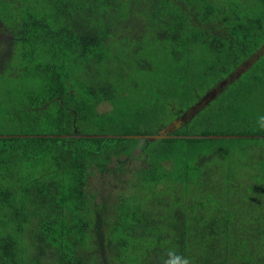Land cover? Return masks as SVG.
<instances>
[{
	"label": "trees",
	"instance_id": "16d2710c",
	"mask_svg": "<svg viewBox=\"0 0 264 264\" xmlns=\"http://www.w3.org/2000/svg\"><path fill=\"white\" fill-rule=\"evenodd\" d=\"M263 46L264 0H0V264H264V55L139 150L100 70L162 55L181 114Z\"/></svg>",
	"mask_w": 264,
	"mask_h": 264
},
{
	"label": "rangeland",
	"instance_id": "374dc122",
	"mask_svg": "<svg viewBox=\"0 0 264 264\" xmlns=\"http://www.w3.org/2000/svg\"><path fill=\"white\" fill-rule=\"evenodd\" d=\"M263 55L264 46L250 56V58L243 65L239 66L235 72L217 82L214 87L208 89L204 95L200 96L190 107L185 108L181 114L179 112L180 106L178 105L182 102L181 100L185 98V93L180 85L175 86V77L172 74L169 75L167 71L168 75L165 73L162 74L158 71L157 60L160 59L162 55H156L158 57H155L156 59L148 54L135 58H133V56H130V58L124 57L123 61L109 59V61L101 65L100 70L104 76L107 77L108 75L112 79L120 81L116 88L120 91L119 97L113 96L112 104H115V107L119 108L128 107L138 119L139 130L137 129V131L144 132L145 135L139 134L132 137H137L141 140L138 147L139 150L149 140L156 142L161 139L188 137L184 134H178V132L184 127H187L188 123H192L194 118L200 115L202 110L208 107L213 100L217 99V96L221 92L228 88L229 84L237 80L248 66L253 65L262 58ZM83 71L86 77H96L99 73L98 69L91 66L85 67ZM251 79L252 78H249L248 83L242 86H252L254 84V79ZM110 85L114 89L113 84L110 83ZM259 86L260 85H257L253 91L257 90ZM260 88L254 94L250 91V96L255 100V103L249 107L252 111L254 110V113L255 111H259L261 105L260 101L264 99V86ZM125 100L129 102L128 105L124 104ZM49 104L52 105L54 103L49 102L44 108H47ZM111 106V104L106 103L102 105L101 110H103V112L111 111L113 109V106ZM22 116L25 118L22 120L23 123H25L26 117L25 115ZM29 123L30 120L28 119V124ZM235 126L230 129L231 126L219 125L218 129L220 131L236 132L240 127H238V125ZM112 136L117 137L119 135ZM142 140L144 142H142Z\"/></svg>",
	"mask_w": 264,
	"mask_h": 264
},
{
	"label": "clouds",
	"instance_id": "9594fccd",
	"mask_svg": "<svg viewBox=\"0 0 264 264\" xmlns=\"http://www.w3.org/2000/svg\"><path fill=\"white\" fill-rule=\"evenodd\" d=\"M257 126L259 129L264 130V115L258 117ZM162 264H190V261L175 249H167Z\"/></svg>",
	"mask_w": 264,
	"mask_h": 264
},
{
	"label": "water",
	"instance_id": "95a60500",
	"mask_svg": "<svg viewBox=\"0 0 264 264\" xmlns=\"http://www.w3.org/2000/svg\"><path fill=\"white\" fill-rule=\"evenodd\" d=\"M217 136H211V138H216ZM223 137H228V138H231V137H234V136H218L217 138H223Z\"/></svg>",
	"mask_w": 264,
	"mask_h": 264
}]
</instances>
